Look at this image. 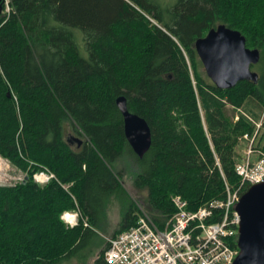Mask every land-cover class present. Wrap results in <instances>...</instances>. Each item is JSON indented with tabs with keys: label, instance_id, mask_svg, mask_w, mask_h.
Returning a JSON list of instances; mask_svg holds the SVG:
<instances>
[{
	"label": "trees",
	"instance_id": "trees-1",
	"mask_svg": "<svg viewBox=\"0 0 264 264\" xmlns=\"http://www.w3.org/2000/svg\"><path fill=\"white\" fill-rule=\"evenodd\" d=\"M1 5L0 154L26 176L0 184V264L79 257L114 198L123 203L116 234L136 225L124 170L164 226L177 210L173 196L196 210L241 185L237 147L259 121L255 147L264 151V117L256 110L264 111V0ZM218 24L240 30L260 50L252 65L261 68L257 82L222 89L203 74L195 42ZM121 95L151 127L142 157L126 138ZM42 169L54 174L44 184L33 176ZM66 210L80 212L76 225L64 221ZM103 246L92 264H107Z\"/></svg>",
	"mask_w": 264,
	"mask_h": 264
},
{
	"label": "built area",
	"instance_id": "built-area-1",
	"mask_svg": "<svg viewBox=\"0 0 264 264\" xmlns=\"http://www.w3.org/2000/svg\"><path fill=\"white\" fill-rule=\"evenodd\" d=\"M260 126L261 121L252 135L245 133L242 137L249 140L248 157L237 166L242 183L235 190L228 188L225 200L190 210L187 201L175 195L172 200L177 210L164 226H159L145 208L138 206L137 224L109 238L104 252L107 264H233L240 250V215L236 204L245 192V184L249 187L264 180V151L255 147ZM253 153L258 154L257 159L251 158ZM52 177L54 174L46 169L35 174L39 183ZM217 210L222 213L215 219ZM62 218L74 226L80 212L66 210ZM85 224L88 225L86 220Z\"/></svg>",
	"mask_w": 264,
	"mask_h": 264
},
{
	"label": "water",
	"instance_id": "water-1",
	"mask_svg": "<svg viewBox=\"0 0 264 264\" xmlns=\"http://www.w3.org/2000/svg\"><path fill=\"white\" fill-rule=\"evenodd\" d=\"M195 47L207 75L219 88L233 87L244 79L258 81L259 73L252 65L259 62L260 50L248 47L240 30L218 24L199 37ZM116 101L124 118L126 138L134 152L142 157L152 144L151 127L144 117L129 110L124 95ZM76 138L81 144L82 139ZM235 208L240 215V250L233 264H264V180L249 186Z\"/></svg>",
	"mask_w": 264,
	"mask_h": 264
},
{
	"label": "rangeland",
	"instance_id": "rangeland-1",
	"mask_svg": "<svg viewBox=\"0 0 264 264\" xmlns=\"http://www.w3.org/2000/svg\"><path fill=\"white\" fill-rule=\"evenodd\" d=\"M9 10V8H7ZM203 64V63H202ZM258 68V69H257ZM255 68L256 71L261 70L260 67ZM201 71L205 76H208L206 73V70L204 66H201ZM209 77V76H208ZM257 112L261 113L262 118L264 117V111L262 109H257ZM68 134L76 135L78 138H83L80 134L74 131L68 132ZM248 149H249V140L241 139L238 147H237V154H238V161L239 163L244 162L248 157ZM252 159H257L258 154L253 153L251 155ZM45 169H42L39 172L34 173L39 174ZM26 172L19 169L15 165H13L7 158L2 156L0 154V184H11L22 181L23 178H25ZM133 177L134 174L131 170H124L123 171V177L121 179L124 187L130 194V197L134 200L137 206L145 207V193L139 192L136 187L133 185ZM44 184V183H41ZM122 206L123 203H121L120 200L114 198L110 203L109 206L106 209V212L103 215V218L101 217V222L99 223V226L95 228L96 233L92 235L93 243L91 245L87 244L82 249V255H79V257L74 258H68L61 262V264H92L94 257L101 251V249L104 247L103 245L106 244L109 241V238L114 236L116 232L119 229V226L122 221ZM147 211V210H146ZM148 212V211H147Z\"/></svg>",
	"mask_w": 264,
	"mask_h": 264
},
{
	"label": "flooded vegetation",
	"instance_id": "flooded-vegetation-1",
	"mask_svg": "<svg viewBox=\"0 0 264 264\" xmlns=\"http://www.w3.org/2000/svg\"><path fill=\"white\" fill-rule=\"evenodd\" d=\"M252 69L255 70L253 66H252Z\"/></svg>",
	"mask_w": 264,
	"mask_h": 264
}]
</instances>
